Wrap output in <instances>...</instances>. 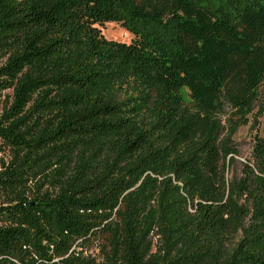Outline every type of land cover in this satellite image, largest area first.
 Segmentation results:
<instances>
[{
  "label": "trees",
  "instance_id": "1",
  "mask_svg": "<svg viewBox=\"0 0 264 264\" xmlns=\"http://www.w3.org/2000/svg\"><path fill=\"white\" fill-rule=\"evenodd\" d=\"M256 103L264 0H0V264H264Z\"/></svg>",
  "mask_w": 264,
  "mask_h": 264
},
{
  "label": "rangeland",
  "instance_id": "2",
  "mask_svg": "<svg viewBox=\"0 0 264 264\" xmlns=\"http://www.w3.org/2000/svg\"><path fill=\"white\" fill-rule=\"evenodd\" d=\"M100 30L102 36L107 40L124 43H129L131 41V35L118 24L107 23L100 27ZM181 94L184 101L189 104L187 91L182 90ZM137 95V91L133 87L127 85H122L116 89V99L119 102L129 103L127 100ZM228 112V108L226 107L223 112L216 115V119H218L225 128V132L222 136L223 143L235 153L234 162L229 167L227 177L231 179L234 176L239 180L244 175V170H246L245 164L250 162L252 138L257 128L262 129L264 127V105L256 103L254 110L248 117V123L238 127L233 132H230V128H227L228 119L226 117ZM236 239H238V237ZM98 251L99 248L93 244L86 248L85 253L98 256Z\"/></svg>",
  "mask_w": 264,
  "mask_h": 264
}]
</instances>
